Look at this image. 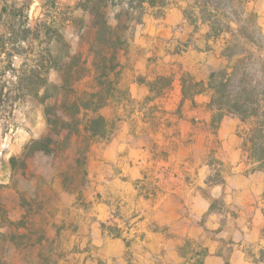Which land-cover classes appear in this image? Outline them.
<instances>
[{
	"label": "rangeland",
	"instance_id": "rangeland-1",
	"mask_svg": "<svg viewBox=\"0 0 264 264\" xmlns=\"http://www.w3.org/2000/svg\"><path fill=\"white\" fill-rule=\"evenodd\" d=\"M127 1L108 0V25L124 21L119 13ZM194 3L168 0L164 10L146 7L142 23L132 26L131 39L119 52L121 87L130 98L143 101L155 81L164 89L167 80L173 81L171 90L150 104L120 96L119 103L100 110L115 125L107 142L87 146L83 137L64 142L59 136L52 151L43 153L30 146L49 135L44 106L22 95L32 83L17 77L42 58L51 68L52 84L61 82V71L54 69L59 57L69 63L80 56L89 65L93 4L0 0V264H164V247L172 238L154 222L153 207L182 187L205 197L207 213L220 217L221 227L203 230L197 240L180 241V256L188 264H203L208 243L229 255L233 243L220 232L232 229L228 221L239 210L224 195V178L237 171L225 158L236 142L241 147L239 134L247 126L232 114L212 122L208 93L182 101V78L207 82L211 73L237 65L236 58L221 55V41L209 50L206 26L184 20L198 16ZM245 9L251 14L246 24L264 31V0H247ZM16 50L18 57L13 56ZM243 71L240 66L236 84ZM245 73L252 85L264 88L262 68L247 67ZM132 112L135 123L127 121ZM243 166L246 174L249 167ZM186 205L182 202L184 214ZM259 205L264 209L263 196ZM204 222L202 216L197 225ZM241 250L253 264H264V246Z\"/></svg>",
	"mask_w": 264,
	"mask_h": 264
},
{
	"label": "trees",
	"instance_id": "trees-1",
	"mask_svg": "<svg viewBox=\"0 0 264 264\" xmlns=\"http://www.w3.org/2000/svg\"><path fill=\"white\" fill-rule=\"evenodd\" d=\"M86 2H92L90 12L94 18L89 44V65L88 59L81 60L80 56L72 58L69 63L64 61V57H59L54 61V69L58 67L61 71V82L52 84L48 80L51 68L42 58L40 61L32 60L33 64L22 72V78L17 77L18 80L32 83V87L22 92V95H29L44 106V119L49 135L30 146L43 153L52 151L54 138L59 136H63L64 142L72 136L83 137L87 146L92 142H107L111 139L115 125L102 116L100 110L111 103H119L122 99L120 96H124L123 100L130 101L127 90L123 91L121 87L122 66L119 61V52L126 48L131 39V36L127 38V33L133 25L142 23L146 7L164 10L168 6V0H128L126 8L119 13L125 17L124 21L111 27L104 13L108 0ZM246 2L247 0H195L194 7L198 10V16H184V20L206 26L209 50L212 52L211 45L221 41V55L228 59L236 58L237 65L231 66L230 70L226 68L211 73L207 82H195L190 76L182 78L181 95L182 101H193L195 96L208 93V108L213 111L212 122H218L227 114L238 117L247 126L239 134L243 162L249 167L246 174H264V88L259 90L258 85H252L253 80L245 73L246 68L251 66H259L264 70V31L257 25L249 27L246 24V16H251L245 9ZM24 33L22 42L29 30ZM20 55L16 50L13 56ZM75 60L77 63L73 66ZM240 66L244 71L242 79L236 84ZM3 77L4 73H1L0 79ZM82 82L85 85L80 90ZM172 83L173 81L167 80L165 89H170ZM157 84L155 81L149 85V92L154 97L164 95V87L157 88ZM1 95L2 91L0 97Z\"/></svg>",
	"mask_w": 264,
	"mask_h": 264
},
{
	"label": "crops",
	"instance_id": "crops-1",
	"mask_svg": "<svg viewBox=\"0 0 264 264\" xmlns=\"http://www.w3.org/2000/svg\"><path fill=\"white\" fill-rule=\"evenodd\" d=\"M172 87L173 83L170 89L164 90V93L166 90H171ZM161 97L163 95L154 97V94L149 92V95L141 102H136L132 98L130 101L150 104ZM134 113L132 112L130 119L127 118L128 122H136ZM236 144L230 148V158L226 156L225 159L234 165L237 171L226 175L223 190L227 202L238 208L239 213L235 218L228 221L232 229L223 228L220 232L222 237H227L232 241L234 248L228 256H224L216 250L214 245L208 243L206 245L207 255L203 264H225L226 262L227 264H253L246 253L241 250V247L248 245L264 246V212L259 205L260 198L264 195V174L260 172L244 174V171L242 172L244 164L241 159L242 152L239 142ZM182 202L187 204V214H184ZM172 203H175V209L171 208ZM207 208L208 203L205 197L194 193V190L188 187L179 188L156 201L153 207V220L159 227H166L167 233L172 238L164 247V264H188L178 253V243L184 240H197L202 237L203 230H215L221 227V218L213 213L208 214ZM202 216H205V222L199 226L197 222ZM101 250L103 251L105 248Z\"/></svg>",
	"mask_w": 264,
	"mask_h": 264
}]
</instances>
